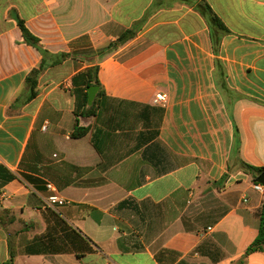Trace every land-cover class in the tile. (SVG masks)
Wrapping results in <instances>:
<instances>
[{
	"label": "crops",
	"instance_id": "1",
	"mask_svg": "<svg viewBox=\"0 0 264 264\" xmlns=\"http://www.w3.org/2000/svg\"><path fill=\"white\" fill-rule=\"evenodd\" d=\"M204 3L230 31L218 52ZM17 18L46 64L68 55L33 100L44 56ZM96 65L104 94L77 118L73 78ZM247 165L264 167V0H0V264H264Z\"/></svg>",
	"mask_w": 264,
	"mask_h": 264
},
{
	"label": "trees",
	"instance_id": "2",
	"mask_svg": "<svg viewBox=\"0 0 264 264\" xmlns=\"http://www.w3.org/2000/svg\"><path fill=\"white\" fill-rule=\"evenodd\" d=\"M198 9L206 17L210 25L212 43H213L215 51L218 52L221 46L223 37L229 34L230 31L208 4L206 3L201 4L199 5ZM17 20H18V25L22 31L23 37L25 39V42L31 46L36 47L38 51L44 56V60H42L40 67L38 69L32 70L31 73L26 78V85L29 88L28 100H33L38 95V89H37L38 79L41 76V74L49 67L50 64L51 65L58 64L62 60L66 59L68 55H65V54L60 55L59 60L46 64L45 58H47L49 53L41 47L40 40L29 31V29L25 25V22L20 18H17ZM131 36L132 34H124L118 40V42L124 43L127 40H129ZM117 45L118 44H111L107 49L108 52H110V50L115 48ZM102 53L106 54L105 51ZM99 71H100L99 65L92 66L90 68H87L85 71L77 74L73 78L74 86H77L76 89H73V93L77 97L78 108L79 109L87 108V111L82 112L81 114L76 111L77 118L79 116L93 115L95 113V108L98 102V98L104 94V90H103L102 84L99 79ZM91 87H98L99 90L97 93V98L95 99L93 105L88 106L89 105L88 104V97H89L88 90ZM87 133H88V129L80 127L79 120L77 119L72 137L75 139H79V138L84 137ZM236 134H237V127H236ZM247 169L253 175L254 182H258V178L262 174H264V167H254V166L247 165ZM7 218L10 220L11 216H10V211L6 210L4 211L1 219L5 220ZM263 244H264V209L261 213V225L259 229L258 238L256 239L255 243L250 247L249 251L257 250L261 248V245ZM13 261H14V255L12 253L9 264H13Z\"/></svg>",
	"mask_w": 264,
	"mask_h": 264
},
{
	"label": "built area",
	"instance_id": "3",
	"mask_svg": "<svg viewBox=\"0 0 264 264\" xmlns=\"http://www.w3.org/2000/svg\"><path fill=\"white\" fill-rule=\"evenodd\" d=\"M153 103L155 105H160L165 107L168 103V95L166 93H156L154 99H153ZM47 126H44L43 129H46ZM48 188L52 191H55L54 186L52 184H48ZM254 189L260 192H264V186L256 183L254 184ZM46 204L49 207H54L56 205H64L66 203V201L62 198H60L58 195H51L46 199Z\"/></svg>",
	"mask_w": 264,
	"mask_h": 264
},
{
	"label": "water",
	"instance_id": "4",
	"mask_svg": "<svg viewBox=\"0 0 264 264\" xmlns=\"http://www.w3.org/2000/svg\"><path fill=\"white\" fill-rule=\"evenodd\" d=\"M99 88L98 87H91L88 90L89 93V97H88V103L89 105H93L94 100L97 96ZM258 183H260L261 185L264 186V174H262L259 178H258Z\"/></svg>",
	"mask_w": 264,
	"mask_h": 264
}]
</instances>
